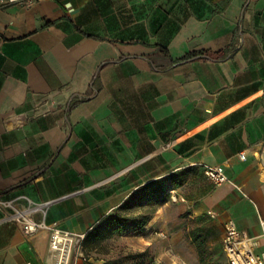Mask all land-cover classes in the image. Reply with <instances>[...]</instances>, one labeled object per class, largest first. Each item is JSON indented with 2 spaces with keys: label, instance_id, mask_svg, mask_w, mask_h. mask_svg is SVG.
Instances as JSON below:
<instances>
[{
  "label": "crops",
  "instance_id": "0c3cea01",
  "mask_svg": "<svg viewBox=\"0 0 264 264\" xmlns=\"http://www.w3.org/2000/svg\"><path fill=\"white\" fill-rule=\"evenodd\" d=\"M202 51L222 58L175 64ZM263 151L264 0L0 6V196L20 211L54 202L30 220L88 234L164 183L163 210L178 198L195 221L165 264L217 261L228 220L261 255ZM218 165L233 183L205 177ZM1 217L0 264H53L48 228L26 236ZM84 251L72 264L104 263L91 240Z\"/></svg>",
  "mask_w": 264,
  "mask_h": 264
},
{
  "label": "built area",
  "instance_id": "2783aa9c",
  "mask_svg": "<svg viewBox=\"0 0 264 264\" xmlns=\"http://www.w3.org/2000/svg\"><path fill=\"white\" fill-rule=\"evenodd\" d=\"M43 1L46 0H0V6L19 4L32 7ZM240 159H246L245 153L240 154ZM203 173L208 180L217 186L233 183L221 165L205 167ZM53 204L54 202L51 201L41 204H31L26 209L20 211L15 210L11 202L2 200L0 196L1 221L16 222L26 236L36 234L41 228H48L50 230L49 255L53 260V264H72L75 253L83 256L81 249L87 234L61 230L55 226L48 227L44 224V221L34 222L29 219L31 215L37 213H41L44 218L47 214V209ZM209 215L212 218L216 217V213L214 212H209ZM224 231L223 250L228 264H264V253L261 255L253 253V240L241 232L233 220H228L224 224ZM176 264L185 263L179 261Z\"/></svg>",
  "mask_w": 264,
  "mask_h": 264
},
{
  "label": "rangeland",
  "instance_id": "374dc122",
  "mask_svg": "<svg viewBox=\"0 0 264 264\" xmlns=\"http://www.w3.org/2000/svg\"><path fill=\"white\" fill-rule=\"evenodd\" d=\"M159 201L139 207L140 214L156 210L155 221L150 231H146V227L144 229L134 228L121 234L105 235L91 240L92 245H97L96 253L103 258L105 263L165 264L166 260L177 258L178 253L173 249L170 240L172 236L179 235L184 241L190 243L189 237L193 234L195 221L189 218V210L180 207L181 202L178 198L171 201L167 210H163V205H159ZM88 255L90 256L85 252L81 257L89 260ZM217 261H220V264H228L224 254L219 256Z\"/></svg>",
  "mask_w": 264,
  "mask_h": 264
},
{
  "label": "trees",
  "instance_id": "16d2710c",
  "mask_svg": "<svg viewBox=\"0 0 264 264\" xmlns=\"http://www.w3.org/2000/svg\"><path fill=\"white\" fill-rule=\"evenodd\" d=\"M222 57L220 54H211L208 51H202L199 53H189L185 57L179 59L175 62L176 65L192 62L200 59H213L219 60ZM180 186V183H177L175 187ZM169 199V194L167 187L164 183H155L152 186L145 187L141 190V193L135 195L132 199L133 207H141L144 204H153L160 200L159 205H164ZM129 203L124 204V210L129 207ZM131 206V207H132ZM156 210H152L146 214H139L132 217H125L119 215H111L105 220L100 222L97 226L93 228L86 236L84 244L92 239H98L105 235H115L133 230L134 228L144 229L145 227H151L155 221ZM227 261V259H226ZM201 264H220V261H209L205 258L202 253L200 257ZM228 262V261H227ZM102 264H115L113 262H104Z\"/></svg>",
  "mask_w": 264,
  "mask_h": 264
},
{
  "label": "bare ground",
  "instance_id": "6f19581e",
  "mask_svg": "<svg viewBox=\"0 0 264 264\" xmlns=\"http://www.w3.org/2000/svg\"><path fill=\"white\" fill-rule=\"evenodd\" d=\"M146 231H150V227H147V228H146Z\"/></svg>",
  "mask_w": 264,
  "mask_h": 264
}]
</instances>
